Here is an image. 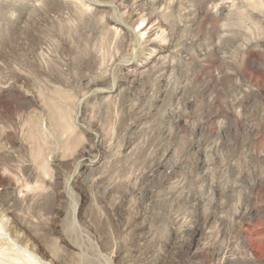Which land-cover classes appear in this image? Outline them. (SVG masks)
I'll return each mask as SVG.
<instances>
[{
	"label": "rangeland",
	"instance_id": "obj_1",
	"mask_svg": "<svg viewBox=\"0 0 264 264\" xmlns=\"http://www.w3.org/2000/svg\"><path fill=\"white\" fill-rule=\"evenodd\" d=\"M0 264H264V0H0Z\"/></svg>",
	"mask_w": 264,
	"mask_h": 264
}]
</instances>
